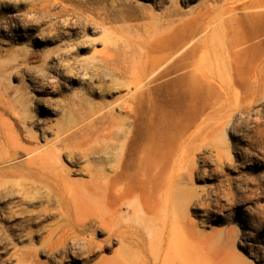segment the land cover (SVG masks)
Listing matches in <instances>:
<instances>
[{"label":"rangeland","instance_id":"rangeland-1","mask_svg":"<svg viewBox=\"0 0 264 264\" xmlns=\"http://www.w3.org/2000/svg\"><path fill=\"white\" fill-rule=\"evenodd\" d=\"M58 2L0 0V141L15 132L23 146L45 147L86 112L82 124L113 111V129L132 132L130 172L148 148L164 174L147 167L119 198H93L78 216L89 248L62 235L73 218L66 198L30 176L24 151L0 144V264H95L126 248L146 264L150 241L171 233L183 262L264 264V225L243 215L264 208V0H62L64 11ZM173 19L192 64L161 87L147 74L138 96L125 83L135 49L146 38L143 57L157 55L154 35ZM124 102L136 105L127 119ZM62 164L72 182L88 181L89 163Z\"/></svg>","mask_w":264,"mask_h":264},{"label":"bare ground","instance_id":"bare-ground-1","mask_svg":"<svg viewBox=\"0 0 264 264\" xmlns=\"http://www.w3.org/2000/svg\"><path fill=\"white\" fill-rule=\"evenodd\" d=\"M53 4L51 1L44 2L40 11L49 13V8ZM58 4L62 11L67 9V5L62 0H59ZM172 16H177L176 10L172 12ZM175 21L173 19L168 28L160 30L154 35V43L159 48L157 55L151 56L150 59L143 57V49L148 42L146 38L142 39L138 44L139 48L135 49L138 52V63L135 59L132 60L134 66L128 71L129 76L125 83L132 87L138 96L143 94L140 85L147 74L153 73L154 81L161 80L158 85L161 87L164 85L167 75L192 64V62L184 63V60L194 59L195 49L191 48L187 56H182L175 46L174 42L178 32ZM201 69V66H192L187 76L191 79L199 78L198 74ZM201 78L204 79V76ZM172 79L176 80L177 77ZM135 106L134 102H124L119 107L124 111L125 119L134 112ZM91 115L86 112L72 126L62 125L56 128L53 132V139L47 142L45 147H25L20 143L19 134L15 132H7L3 141H0L1 148L11 151L13 155H16L20 150L24 151L27 155L30 176L39 180L49 191L56 190L66 198V208L72 213L73 218L62 228V235L66 241L71 243L82 240L78 216L80 211L89 207L93 198L100 199L108 191L112 192L111 196L119 198L134 175H137L144 183L146 180L144 173L148 172L147 167L151 166L156 179H159L160 176L163 177L164 174L161 169L160 153L148 148L140 149L136 153L137 164L133 165V167L135 166L133 173L130 172L132 132L128 129H113L114 125L119 122L113 111L101 113L95 119L82 124L83 120ZM96 124H100V126H96ZM114 142L118 143L114 144ZM62 159L72 166L81 160L89 163L90 165L84 168L89 178L88 181L85 183L72 182L67 176V169L62 164ZM174 177H176V173L173 170L171 181ZM243 215L248 217L254 228L264 225V208L261 206L245 208ZM82 242L90 248V242L86 239H83ZM149 245L146 264H192L181 260L180 243L172 233L162 236L158 242L152 239ZM130 254V250L126 248L120 256L110 260H101L95 264H133Z\"/></svg>","mask_w":264,"mask_h":264}]
</instances>
